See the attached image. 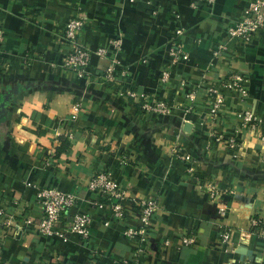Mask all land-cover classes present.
<instances>
[{"label": "crops", "instance_id": "1", "mask_svg": "<svg viewBox=\"0 0 264 264\" xmlns=\"http://www.w3.org/2000/svg\"><path fill=\"white\" fill-rule=\"evenodd\" d=\"M249 1L0 0V207L15 228L26 215L38 221L36 188L46 184L76 193L78 209L92 217L88 240L43 238L34 229L6 234L0 226V264H121L132 258L136 243L123 224L104 225L110 208L96 204L101 196L87 188L90 176L104 168L129 197L158 204L139 264H264V29L241 46L225 34ZM79 13L86 18L79 41L97 47L121 39L126 84L168 103L169 113L140 110L123 95L122 81H98L104 63L96 56L87 66L89 78L62 67L58 34ZM174 13L189 57L163 85L155 75L170 63ZM223 42L226 53L212 58V48ZM232 73L248 80L247 99L224 90L225 103L212 115L199 90L188 111L187 89ZM74 105L81 112L71 125L73 140H56ZM246 109L259 119L256 128L241 126L238 115ZM233 134L241 141L235 150L224 139ZM210 181L219 190L215 197ZM252 217L259 226L250 225ZM229 228L222 241L220 231ZM183 235L194 242L183 244Z\"/></svg>", "mask_w": 264, "mask_h": 264}, {"label": "built area", "instance_id": "2", "mask_svg": "<svg viewBox=\"0 0 264 264\" xmlns=\"http://www.w3.org/2000/svg\"><path fill=\"white\" fill-rule=\"evenodd\" d=\"M196 2L210 4L213 0H194L193 3ZM152 12L155 14L156 10ZM172 18L174 25L168 31L170 63L162 66L155 75L157 82L163 85H169L174 71L173 67L179 62L188 60L189 57L183 48L184 27L180 23V15L174 13ZM85 19L82 13L70 17L63 30L58 34L65 48L62 67L71 71L78 78H89L91 73L87 71V66L91 63L92 57L96 56L104 63L98 81L110 85L122 81L123 95L127 101L137 102L140 110L160 114L169 113L171 107L168 103L161 100H149L126 84L129 83L128 68L122 64L119 57L121 39L114 38L107 44L97 47H91L79 41L78 37L86 24ZM262 29H264V0H250L248 5L225 26V34L227 38L236 40L241 46L251 42L255 34ZM1 36L2 28L0 26ZM226 50L227 46L224 42L218 43L212 48L211 57L218 58L226 53ZM184 83L185 81L181 80V84ZM199 90L201 91L200 97L207 102L209 113L212 115L217 114L219 108L225 103L224 90L236 93L237 98L241 101L247 99L250 92L248 80L240 73H232L217 84H205L203 81L185 92L188 111L193 112ZM80 112V106L71 107L68 116L60 122L64 131L56 133L58 136L56 140L61 137L67 142L73 140L74 134L71 125ZM238 116L241 126L249 129L256 128L259 122L255 113L249 109L244 110ZM213 136L217 142L222 140L220 135L214 134ZM224 139L227 147L231 150L237 149L241 144L240 139L235 134ZM189 170L192 169L189 168ZM87 188L93 194L101 196L100 202L95 201L96 204L99 206L107 204L110 208V217L104 221V225L110 221L123 224L125 226L124 234L136 243L132 258L122 260L121 264H139L141 256L146 253V245L153 237L152 221L158 204L154 201L146 202L129 197L109 168L98 170L92 174L87 182ZM207 188L212 197H215L219 192L216 184L212 181L207 184ZM36 198L41 209L39 220L36 221L31 216L26 215L19 222V228H15L17 226L16 221L12 220L10 214L0 207V226L3 233L11 232L13 234L15 231L17 233L22 231L25 234L34 229L43 238L58 236L66 239L67 236L75 235L84 240L89 239L92 217L78 209L79 197L76 193L45 184L36 188ZM224 205L218 206L221 212L225 211ZM259 223L258 218L252 217L250 220L252 227L259 226ZM262 233L264 234V230ZM229 234L230 228L221 230V240L227 241ZM240 235L243 238H249L250 233L241 232ZM181 240L183 244L189 245L194 242V237L183 235Z\"/></svg>", "mask_w": 264, "mask_h": 264}, {"label": "water", "instance_id": "3", "mask_svg": "<svg viewBox=\"0 0 264 264\" xmlns=\"http://www.w3.org/2000/svg\"><path fill=\"white\" fill-rule=\"evenodd\" d=\"M237 251H238V252H244V248L239 247V248L237 249Z\"/></svg>", "mask_w": 264, "mask_h": 264}, {"label": "trees", "instance_id": "4", "mask_svg": "<svg viewBox=\"0 0 264 264\" xmlns=\"http://www.w3.org/2000/svg\"><path fill=\"white\" fill-rule=\"evenodd\" d=\"M64 142H67L66 140H64Z\"/></svg>", "mask_w": 264, "mask_h": 264}]
</instances>
